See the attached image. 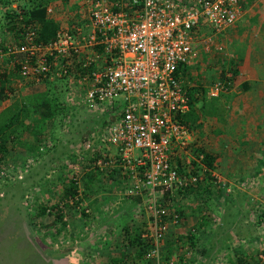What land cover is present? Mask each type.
Instances as JSON below:
<instances>
[{"label":"built area","instance_id":"1","mask_svg":"<svg viewBox=\"0 0 264 264\" xmlns=\"http://www.w3.org/2000/svg\"><path fill=\"white\" fill-rule=\"evenodd\" d=\"M87 8L81 24L62 28L47 43L35 42L34 31L25 29L17 42L3 45L0 60L13 55L7 68L18 64V87L19 79L72 76L76 85L68 98L107 116L77 158H92L100 172L117 168L123 193L145 196L149 232L141 237L151 238L152 247L144 258L158 264L159 241L179 224L164 193L195 185L205 170L203 155L191 149V130L177 118L188 110L179 69L199 53H225L220 37L240 14V0H91ZM222 76L206 85L207 97L217 98L229 84L231 73ZM77 169L72 166L76 184Z\"/></svg>","mask_w":264,"mask_h":264},{"label":"rangeland","instance_id":"2","mask_svg":"<svg viewBox=\"0 0 264 264\" xmlns=\"http://www.w3.org/2000/svg\"><path fill=\"white\" fill-rule=\"evenodd\" d=\"M90 1L55 0L50 4L51 12L48 13V17L57 20L61 28H68L72 22L81 24ZM8 2L9 8L12 9L18 8L16 5L21 4V0ZM7 9L8 7L6 8L4 2L0 0V40L3 45L12 41V33L5 29L4 14ZM194 46L192 45V48ZM225 47V53L207 55L199 53L197 61L189 68V79L185 81L186 84L204 87L224 72H230L226 70L232 68L234 61L232 54L229 53V46L225 44ZM2 67L6 68L7 63L0 60V74ZM72 78L47 76L38 83L27 80L22 82L19 79L21 85L18 87L14 84L13 88L8 81L7 98L0 101L1 109L11 103L14 97L47 91L52 103L57 105L58 113L52 126L48 127L46 133L44 132L43 142L36 152L14 147L9 154L4 155L5 158L0 164V264H121V262L154 264L150 260L146 262L144 259L136 261L131 259V253L135 252L136 248L126 245L115 236L121 234L125 224L132 226L129 228L132 236L138 232V228L133 226L139 215L135 209L120 215L119 219L123 220L115 227L99 224V216L104 215L94 214L92 211L94 208L92 203L96 201L98 207L95 210L100 208L101 212L104 210L103 213L109 216L104 209L109 206L108 203L111 204L113 201L114 206L123 205L124 208L129 203L133 204L138 196H126L123 193V186L113 188L111 187L113 185H105L108 169L100 172L93 167L92 158L82 160L77 158L79 153L76 154V151H80V145L90 138V135L103 128L107 123V116L81 107L75 96L73 100L68 98V93L71 94L76 85ZM204 98L209 113L212 108L210 103L216 98L207 97L205 92ZM219 98L216 99V112L221 109ZM215 116L216 114L213 116L208 114L205 119ZM191 149L195 153L196 149L200 148L193 146ZM220 150H226V147ZM73 165L79 172L75 176L80 197L78 204L60 199L63 198L64 187L72 175ZM120 180L124 182L123 177ZM212 181L210 192L202 193L203 199L199 193H190L194 210L187 209L188 204L185 202L181 204L182 214L188 213V218L180 219L179 224L170 228L164 235L162 245H167V255H159L158 264H193L194 259L196 264H230L243 255L246 264H252L256 258L259 260L264 258V181L254 185L253 180L247 179L246 184L240 187L245 190L248 197L256 200L254 204L246 201L252 207L240 202L244 201L246 196L239 195L238 192L235 194L232 188L228 189L229 186L225 185L224 180L215 177ZM200 185L201 183L198 186ZM246 185L249 186L248 189L243 188ZM217 188H220L221 192L217 193ZM113 189L118 190V193L108 196L109 192L113 193ZM227 189L229 191H226ZM256 189L259 191L258 194L253 193ZM228 194L232 196L231 202L221 206ZM175 195L177 202L189 198L188 195L186 197L176 192L172 193V197ZM163 197L166 204L173 202L172 207L179 205L172 199L170 202L169 194L164 193ZM41 207L47 208L44 213L39 212ZM53 207L61 209L60 220L56 218ZM80 211H83V214ZM201 218L206 224L202 230V226L197 225ZM92 219L94 221H90ZM144 219L143 215H140L138 222L144 220L147 224L148 217L145 216ZM128 220L132 223H127ZM226 220H230V226L224 224ZM142 229L147 230L143 226ZM142 229H139V232ZM188 232L193 234V247H190L184 238L183 234ZM115 238L120 242L116 244ZM165 238L171 240L164 242ZM201 251L202 256L199 257L204 260L203 263L196 257ZM119 253L124 254L120 260L116 259ZM191 257L194 259H189Z\"/></svg>","mask_w":264,"mask_h":264},{"label":"crops","instance_id":"3","mask_svg":"<svg viewBox=\"0 0 264 264\" xmlns=\"http://www.w3.org/2000/svg\"><path fill=\"white\" fill-rule=\"evenodd\" d=\"M49 6L51 5L49 4ZM240 9L241 12L234 24L220 37L224 49L226 48L225 44L229 46V53L232 54L234 61L232 63V69L235 70V74L231 75L233 77L230 78V84L225 87L228 91L224 89L226 92L223 90L224 92L222 91L217 97H221V99L219 98L221 109L218 112L215 110L216 116L207 119L202 117L191 129V147H199L203 154L206 153L211 158V168H208L203 163L205 168L204 171L211 177V180L208 181H212L215 177L216 179L219 178L224 180L226 182L225 185L229 186L228 189L232 188L235 194L238 192L239 195L246 196L244 201H240L246 203L245 201L247 200L248 194L240 187L246 184L247 179L253 180L254 182L252 183H254V185L259 181H264V0H240ZM192 65L190 67H192ZM9 82L11 88L16 84L15 79H11ZM204 89H206V86H204ZM13 90L18 92L16 89ZM19 93H17V95ZM224 146L226 150H220ZM203 174L201 176V179H203L201 182H207V178H205ZM105 179V185H113L111 186L113 188H117L118 185L123 187L126 185L125 182L122 183L120 180L122 177L117 168L108 169ZM198 185H195L192 189L201 192V187L204 184ZM246 186L243 188L248 189L249 186ZM251 187V189L254 188L252 185ZM228 189L226 191H229ZM112 191L113 193L111 194L109 192L108 196L118 193L116 189ZM253 193L258 194L259 191L257 189L253 190ZM136 196H138L135 198L136 201L133 202V204L129 203L126 206L124 205V208L122 207L123 205L114 206L113 201L111 204L108 203L109 206L104 209L109 216H106V214H104L105 212L103 213L104 210L101 212L100 208L95 210V208L98 207V202L96 204V201L92 203L94 206L92 211L94 214L100 213L101 216L104 215L103 217L99 216V224L115 227L123 220L119 219L121 217L120 215H125L126 212L129 213L135 209L137 211L136 213L139 215H137V221L134 222L133 226L138 228V232L139 229H142V226L148 230L142 231V229L140 233L149 232L148 222L147 224L144 223L145 216L146 218L148 217L149 220V213H147L144 203H142V201L145 202V198L141 194ZM188 196L189 198L177 202L176 195L172 197V194H169V200L170 202L171 199L174 202L176 201L177 204H179L178 206L182 208L183 205L181 206V204L185 202L188 204L186 208L192 211L194 210V205L191 204L190 195ZM188 196L186 195V197ZM248 198L251 203H255L256 200H253V197ZM163 199H165V197H163ZM172 204L173 202H171L169 206L171 205L172 207ZM166 205L168 206V204ZM140 215H143L144 220L138 222L140 220ZM188 215V213L184 212L182 215L183 220H186ZM93 219L95 220L94 217ZM93 219L90 221H94ZM127 223L132 222L128 220ZM124 227H127V229L132 228V226L126 224L122 229ZM172 227L173 226H170L167 232L170 231ZM202 228L204 227H201V230ZM122 232L120 235L116 234L115 236H117V238L119 237L121 241L125 243ZM164 240L166 242L171 239L165 238ZM114 241H117V239ZM119 242L118 240L116 244ZM165 247L166 245L163 246L161 243L160 250H163ZM166 249L168 250V247H166ZM240 249L242 250V248ZM135 254L136 252L131 253V259L134 261L140 260L138 255ZM117 255L116 259L118 260L124 256V254L120 253ZM197 255L196 257L199 258L198 261L203 263L204 260H201L199 257L202 256V251L198 252ZM189 259L194 258L191 257ZM194 261L193 264H196ZM123 263L124 262H121V264Z\"/></svg>","mask_w":264,"mask_h":264},{"label":"trees","instance_id":"4","mask_svg":"<svg viewBox=\"0 0 264 264\" xmlns=\"http://www.w3.org/2000/svg\"><path fill=\"white\" fill-rule=\"evenodd\" d=\"M55 0H21V4L16 5L18 8L12 9L9 8L10 2L8 0H2L4 2L5 7L8 9L5 10V29L12 33V41L17 42L18 38H20L21 33L25 32V29L33 30L35 33L34 41L37 43H47L51 41L55 34L61 30V26L59 22L53 18L48 17V13L46 12V7L49 6V4L53 3ZM109 3L114 2H126L127 0H108ZM17 10L19 11L17 13ZM73 19H75L73 17ZM72 19L70 18V21ZM79 23L74 24V22L69 24V27L66 28L68 30H72L74 26L78 25ZM3 43L0 40V49L4 51V47L2 46ZM13 55H8L7 58H4L3 61L11 60V57ZM221 61V60H220ZM223 63V62H222ZM234 65V64H233ZM2 73L0 74V101L4 98H7V92L8 90L7 85L8 81L11 79H17L18 76V64H12V67L9 66V68L2 67L1 68ZM180 80H182L183 83V94L188 99V110L180 115L178 118L180 123H183L186 125L190 130L194 127V125L201 120L202 117H205L208 114H216L215 110V104H217V98L213 100L210 104L212 106L211 111L207 112V107H205L204 104V87L202 85L197 86H189V84H186V80L189 79V68L188 67H181L180 69ZM226 71H230L231 75L235 74V70L227 69ZM222 76V74H221ZM14 77V78H13ZM223 78V76H222ZM41 80H45L44 77L40 78ZM225 87L227 86L224 84ZM11 91V89L9 90ZM221 93V92H220ZM214 102V103H213ZM57 105L52 103V99L49 98L48 92H37L28 94L21 97H14L11 103L6 105L5 107L0 109V164L5 158V154H9L10 150L15 148H21L28 152L37 151L38 146L42 144L43 138H44V132L46 133L48 130V127L52 126V122L54 121V118L58 113H56ZM199 153L203 155L202 162L208 167L211 168V158L203 152L200 149H196ZM177 165H179V162H177ZM195 171H197V168L195 166V163H191V172L195 174ZM204 171V177L207 178V182H201L203 179L198 180V182L195 185H198L199 183L204 184L202 185V191L201 193L196 190H193L192 188L195 186H191L189 188L184 189L183 191H176V193H179L181 195H190V193H199L201 196L200 198H204L202 193H208L210 192V182L208 180H211V177L209 174ZM190 189V191H189ZM192 189V190H191ZM205 191V192H204ZM220 191V188H217V193ZM221 192V191H220ZM72 198V202L75 204L80 203V197L78 192V186L73 178L68 179L67 185L64 187L63 192V198L67 201V198ZM225 197V196H224ZM231 194H228L226 196L225 201H222V205L228 204L231 202ZM245 198V197H244ZM62 201V200H61ZM233 201V200H232ZM247 202H250L249 200H246ZM245 201V202H246ZM253 203V202H252ZM248 205V207H252L250 203H245ZM169 208H172L173 211L178 215L179 221L182 218V207L174 206ZM209 210V206H207ZM47 208L41 207L40 213H44ZM55 216L57 219H61L62 216H60L61 209L57 207H53ZM248 211V210H247ZM83 214V211H80ZM85 215V214H84ZM227 215V212H226ZM228 216V215H227ZM226 217V216H225ZM221 218V217H220ZM222 219V218H221ZM264 221V219H263ZM230 220L224 221V224L230 226ZM199 227L205 226V221L201 218L199 223ZM229 228V227H227ZM122 235L124 236V241L126 245H130L132 247H135V255H138V258L149 262V260H146L144 258L145 252L152 247V241L151 238L146 237L142 238L141 234L142 232H135V234L132 236L130 234L129 229L127 227H124L122 229ZM144 231V230H143ZM148 233V232H146ZM185 240H187L190 247L194 246V237L193 234H190L188 232L187 234H183ZM132 236V237H131ZM164 238V237H163ZM163 238L159 241V255L166 256L167 255V249L166 247L164 250H160L161 243L163 241ZM165 242V241H164ZM166 244V243H165ZM167 246V245H166ZM230 264H246V260L244 256H240L236 258L235 262H231ZM252 264H264V258L262 260H259V258L255 259V262Z\"/></svg>","mask_w":264,"mask_h":264}]
</instances>
